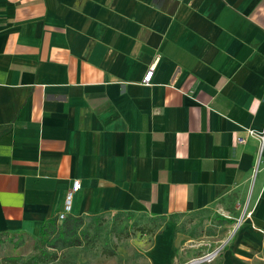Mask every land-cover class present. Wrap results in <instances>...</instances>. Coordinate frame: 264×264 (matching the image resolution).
<instances>
[{"label":"crops","instance_id":"obj_1","mask_svg":"<svg viewBox=\"0 0 264 264\" xmlns=\"http://www.w3.org/2000/svg\"><path fill=\"white\" fill-rule=\"evenodd\" d=\"M263 129L264 0H0V238L77 180L72 217L244 212L217 264H264Z\"/></svg>","mask_w":264,"mask_h":264},{"label":"rangeland","instance_id":"obj_2","mask_svg":"<svg viewBox=\"0 0 264 264\" xmlns=\"http://www.w3.org/2000/svg\"><path fill=\"white\" fill-rule=\"evenodd\" d=\"M237 220V219H236ZM235 221H228L214 212H198L167 218H150L129 214H97L81 218L76 232L86 229L87 240L79 247H56L18 235L0 238V259L17 258L16 264H149L147 250L165 225L171 226L175 264H189L192 260L216 251L210 264L227 248L238 229ZM142 232H145L144 234ZM127 235L128 237H124ZM82 243V244H83ZM54 255V260L49 256ZM110 255V256H109Z\"/></svg>","mask_w":264,"mask_h":264},{"label":"trees","instance_id":"obj_3","mask_svg":"<svg viewBox=\"0 0 264 264\" xmlns=\"http://www.w3.org/2000/svg\"><path fill=\"white\" fill-rule=\"evenodd\" d=\"M79 222H81V218L67 216L61 222H57L55 218L47 220L41 226L38 235L37 241L43 243V246L48 241H52L48 247L55 248V241H58L59 244L63 247H79L84 245L82 241L87 240L86 229L77 233V227ZM143 234L145 232H142ZM124 237H128L125 235ZM83 243V244H82ZM110 256V255H109ZM54 255L49 256L50 260H54ZM17 258L15 257H6L0 259V264H16Z\"/></svg>","mask_w":264,"mask_h":264},{"label":"built area","instance_id":"obj_4","mask_svg":"<svg viewBox=\"0 0 264 264\" xmlns=\"http://www.w3.org/2000/svg\"><path fill=\"white\" fill-rule=\"evenodd\" d=\"M154 63H155V60H154L153 64H151L148 67V69L146 70V72L143 75L141 83L144 86H148L150 84L152 73L154 70ZM245 133L247 136L257 137L258 142H259V154H260L262 147L264 146V129H263L262 133H260L259 135H256L254 132H252L250 130H246ZM243 142H244V140L242 138H237L238 144H242ZM78 189H79V182L77 180H74L71 184L70 189L64 195L62 211L57 213L55 216V219L57 222H61L62 220H64L68 216L69 209H70L71 196L73 193L77 192ZM216 214L225 220H230V217L226 213L222 212L221 210H217ZM243 218H244V212L235 221L236 223H235L234 230L239 228V226L241 225V223L243 221ZM215 254H216V251H214L210 254H207L203 257H200L198 259L192 260L191 262H189V264H204V263L210 264V261L215 256Z\"/></svg>","mask_w":264,"mask_h":264},{"label":"water","instance_id":"obj_5","mask_svg":"<svg viewBox=\"0 0 264 264\" xmlns=\"http://www.w3.org/2000/svg\"><path fill=\"white\" fill-rule=\"evenodd\" d=\"M204 264H207V263H204Z\"/></svg>","mask_w":264,"mask_h":264}]
</instances>
